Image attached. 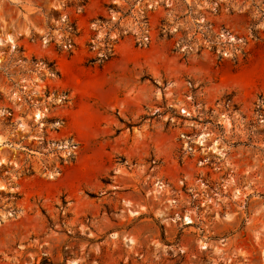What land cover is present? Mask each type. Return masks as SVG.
<instances>
[{
  "label": "rangeland",
  "instance_id": "rangeland-1",
  "mask_svg": "<svg viewBox=\"0 0 264 264\" xmlns=\"http://www.w3.org/2000/svg\"><path fill=\"white\" fill-rule=\"evenodd\" d=\"M0 42V264H264V0H0Z\"/></svg>",
  "mask_w": 264,
  "mask_h": 264
},
{
  "label": "bare ground",
  "instance_id": "bare-ground-1",
  "mask_svg": "<svg viewBox=\"0 0 264 264\" xmlns=\"http://www.w3.org/2000/svg\"><path fill=\"white\" fill-rule=\"evenodd\" d=\"M10 41H11V40H10ZM2 44H3V43L0 42V45H2ZM37 116H39V115H37ZM40 116H43V113H40Z\"/></svg>",
  "mask_w": 264,
  "mask_h": 264
}]
</instances>
